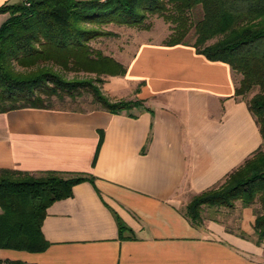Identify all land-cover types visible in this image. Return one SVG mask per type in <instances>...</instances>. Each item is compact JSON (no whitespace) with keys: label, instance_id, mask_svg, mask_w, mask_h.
Wrapping results in <instances>:
<instances>
[{"label":"crops","instance_id":"1","mask_svg":"<svg viewBox=\"0 0 264 264\" xmlns=\"http://www.w3.org/2000/svg\"><path fill=\"white\" fill-rule=\"evenodd\" d=\"M22 1L0 0V7ZM167 37L139 39L118 59L127 74L105 84L110 100L142 101L141 107L119 114L34 108L0 114V169L95 178L48 208L42 226L50 243L46 251L0 249V259L264 264L255 206H205L200 227L185 216L194 197L222 186L264 150L248 106L255 92L236 96L242 76L229 64L210 61L191 45L168 46ZM114 213L135 240L120 239Z\"/></svg>","mask_w":264,"mask_h":264},{"label":"trees","instance_id":"2","mask_svg":"<svg viewBox=\"0 0 264 264\" xmlns=\"http://www.w3.org/2000/svg\"><path fill=\"white\" fill-rule=\"evenodd\" d=\"M195 11L200 18L194 19ZM8 18L0 26V114L34 108L56 109L55 101L77 102L92 96V110L113 114L141 107L142 101L112 102L98 84L103 76H125L127 68L91 42L109 25L150 31L151 19L170 24L168 46L191 45L210 61L229 64L242 76L236 96L246 97L264 141V0H23L0 7ZM193 31V40L190 35ZM68 72L95 74L96 79H68ZM95 178L87 174L45 172L40 176L0 169V249L41 253L50 243L42 226L48 208L73 196L74 186ZM260 204L254 231L264 242V150L230 174L219 188L188 204L185 216L203 225L207 207L234 209ZM121 240L133 231L114 213ZM127 233L129 235H127ZM0 264H28L2 260Z\"/></svg>","mask_w":264,"mask_h":264},{"label":"rangeland","instance_id":"3","mask_svg":"<svg viewBox=\"0 0 264 264\" xmlns=\"http://www.w3.org/2000/svg\"><path fill=\"white\" fill-rule=\"evenodd\" d=\"M200 14L201 13L199 11H195L194 19L200 18L201 16ZM5 19L6 17L0 19V26L2 25V23L6 21ZM151 22H152V29L149 32L132 29V28H128L125 26L109 25L107 27H104L103 30L105 32H112L114 35L100 37L96 39L95 41H92L91 46L94 49L102 51L105 55L112 56L118 60L121 57L126 56L127 53L130 52V50L132 51L133 46L136 45L138 40L141 38L151 37L152 39H154V38H163L166 35L167 36L170 35L171 33L170 24L165 22L164 19L156 16L151 19ZM193 37L194 36H193V31H192L190 35L191 40H193ZM66 76L68 79H76V78L77 79H96L97 78L95 74H90L86 72H79V73L68 72L66 73ZM102 79H103V83L98 84V86L102 89V92L104 94L103 90H104L105 84L108 82H111L113 79L111 76H103ZM120 101H132V100L128 99V100H120ZM112 102H118V101H112ZM54 107L56 109L87 111V110L94 109L96 106L92 104V96L87 94L75 103H72L70 101H67L65 103H60L58 101H55ZM259 208H260V204L257 203L254 207L255 215H257ZM237 216L238 215L235 214L234 219H236ZM235 229L236 228L232 230L234 231Z\"/></svg>","mask_w":264,"mask_h":264}]
</instances>
